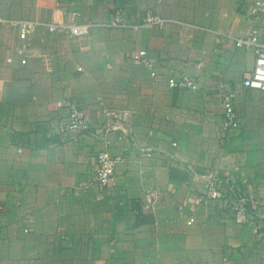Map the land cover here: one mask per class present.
I'll list each match as a JSON object with an SVG mask.
<instances>
[{"label":"crops","instance_id":"crops-1","mask_svg":"<svg viewBox=\"0 0 264 264\" xmlns=\"http://www.w3.org/2000/svg\"><path fill=\"white\" fill-rule=\"evenodd\" d=\"M56 1L1 5L11 20L95 26L75 38L41 26L31 36L41 55L26 63L16 29L0 28V264H264V221L236 223L231 199L206 200L190 172L217 169L264 210V95L243 85L254 54L235 45L251 26L264 30V16L249 17L253 0ZM117 8L130 27L103 25ZM151 9L173 21L142 26ZM138 48L148 49L155 76L131 59ZM185 74L198 91L169 84ZM231 89L235 130L221 102ZM66 99L78 102L91 131H68ZM101 102L132 110L137 136L110 133L111 153L125 158L114 193L95 180L105 146L96 129L108 120Z\"/></svg>","mask_w":264,"mask_h":264},{"label":"built area","instance_id":"built-area-1","mask_svg":"<svg viewBox=\"0 0 264 264\" xmlns=\"http://www.w3.org/2000/svg\"><path fill=\"white\" fill-rule=\"evenodd\" d=\"M2 1L0 0V28L4 25H12L16 29V50L22 55V62L33 57L41 55L39 48L31 42V36L41 27L51 32H56L64 37H81L88 34L90 28L95 26L91 21L82 23L68 20L60 23H42L34 19L11 20L1 12ZM63 0H57L56 5L61 6ZM72 17L78 15V11H71ZM264 16V0H253L249 4V17L258 19ZM173 19L165 16L158 11L148 10L143 16L141 25L151 30L163 29ZM111 29L130 27L131 24L125 18L123 9L117 8L109 19L108 23L103 24ZM219 39V38H218ZM235 45L238 48L251 50L254 54V67L251 71L246 72L243 78V85L248 88L256 89L264 95V30L262 27L253 25L248 31L235 37ZM131 59L146 67L152 76H155L156 65L149 56L147 48H138L131 54ZM168 82L172 87L180 89H189L198 91L200 89L199 81L191 75H181L180 77H169ZM236 92L229 90L222 95V109L225 119V126L229 130H235L240 127L239 117L235 107ZM65 105L68 108L69 116L67 122L68 131L75 133H86L92 130V122L85 111L81 108L76 100L66 99ZM101 111L107 116L108 120L96 129L99 137L105 141V146L98 151L96 157L95 180L98 182L102 190L114 193L119 187L116 179V169L119 163L124 161L122 154L113 155L109 149V136L114 130H120V140L131 139L136 141V132L134 131L132 119V110L120 109L113 110L101 102ZM177 143H174L176 145ZM145 155H151L150 149L141 148ZM191 176L199 179L205 184V199L213 201H228L231 199V213L236 223L249 225L253 220L264 221V210L261 203L256 198L248 195L243 191L236 182L229 181V178L221 177L219 171L200 173L190 168ZM201 201L199 200L198 203ZM150 208L146 204L142 210ZM137 212H140L137 210ZM190 221H195V217H191Z\"/></svg>","mask_w":264,"mask_h":264},{"label":"rangeland","instance_id":"rangeland-1","mask_svg":"<svg viewBox=\"0 0 264 264\" xmlns=\"http://www.w3.org/2000/svg\"><path fill=\"white\" fill-rule=\"evenodd\" d=\"M2 225H3V224L0 223V227H1ZM26 227H27L26 225L23 226V231H24V229H25ZM27 228H29V227H27Z\"/></svg>","mask_w":264,"mask_h":264}]
</instances>
